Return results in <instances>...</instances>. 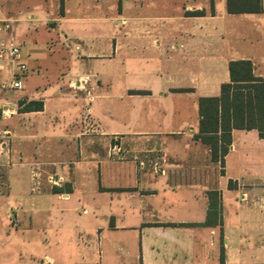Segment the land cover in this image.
<instances>
[{
  "label": "crops",
  "instance_id": "1",
  "mask_svg": "<svg viewBox=\"0 0 264 264\" xmlns=\"http://www.w3.org/2000/svg\"><path fill=\"white\" fill-rule=\"evenodd\" d=\"M117 1L122 19L61 0L40 43L0 39L27 65L11 89L0 60V264H264V137L232 129L222 163L195 139L231 61L264 79V0Z\"/></svg>",
  "mask_w": 264,
  "mask_h": 264
},
{
  "label": "trees",
  "instance_id": "2",
  "mask_svg": "<svg viewBox=\"0 0 264 264\" xmlns=\"http://www.w3.org/2000/svg\"><path fill=\"white\" fill-rule=\"evenodd\" d=\"M262 2L227 0L226 6L229 13H259ZM192 14L201 15L202 12ZM229 71L231 82L222 84L218 97L199 99L200 124L195 136L209 146L213 160L221 163L231 144L232 129L256 128L264 137V79L254 76L252 63L247 60L231 61ZM217 208V201L212 199L206 224L216 223Z\"/></svg>",
  "mask_w": 264,
  "mask_h": 264
},
{
  "label": "rangeland",
  "instance_id": "3",
  "mask_svg": "<svg viewBox=\"0 0 264 264\" xmlns=\"http://www.w3.org/2000/svg\"><path fill=\"white\" fill-rule=\"evenodd\" d=\"M0 2H3L6 5L5 10L0 14V19H8L7 22L9 23V27H11L10 30L2 31L0 33V39L15 41L17 44H21L24 39L32 37L37 39L40 43L46 32L43 26H45L51 19L56 18L59 13H62L63 11L61 0H0ZM74 2L75 0H68V6H71V8L67 13L72 16L106 13L111 16L116 15L119 19L125 17V12L123 10V12H121L119 1H117L114 6V4H109L106 0H99V7H94L93 9L84 8L83 10H86L85 12H83V10L77 11L76 8H74ZM215 8H220L219 1L215 4ZM1 24L2 22L0 20V27ZM32 24L38 28L37 32L35 31V28L30 27ZM14 33H16V35H14ZM5 76L6 79L3 82L7 85L9 81V73L5 74ZM19 92L22 91L19 90ZM147 142L150 141L148 140ZM213 261L214 260L209 261L208 264H213Z\"/></svg>",
  "mask_w": 264,
  "mask_h": 264
},
{
  "label": "built area",
  "instance_id": "4",
  "mask_svg": "<svg viewBox=\"0 0 264 264\" xmlns=\"http://www.w3.org/2000/svg\"><path fill=\"white\" fill-rule=\"evenodd\" d=\"M4 58H7L8 60H10L11 63H13V65L15 66L13 79H12V82L9 88L20 89L21 80L25 76V73L27 71V65L22 60L21 47L13 42H10V43L1 42L0 43V60ZM6 112H10V110L7 109L5 112H3V114H6ZM115 147L116 146H114V148ZM5 148L8 151V148H9L8 134L7 132L0 130V149L4 150ZM50 182L53 185H59L61 183V180H55L51 178Z\"/></svg>",
  "mask_w": 264,
  "mask_h": 264
}]
</instances>
